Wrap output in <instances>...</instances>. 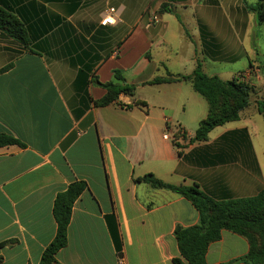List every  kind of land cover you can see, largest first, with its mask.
<instances>
[{
  "label": "crops",
  "instance_id": "obj_1",
  "mask_svg": "<svg viewBox=\"0 0 264 264\" xmlns=\"http://www.w3.org/2000/svg\"><path fill=\"white\" fill-rule=\"evenodd\" d=\"M0 9L26 31L25 45L0 32V134L23 145L0 147V264H40L56 235L54 200L73 183L86 189L73 205L58 264L181 260L174 229L196 225L198 212L174 193L135 182L145 175L195 186L215 201L264 189L257 108L264 0H0ZM109 9L116 25L101 26ZM150 15L158 23L146 28ZM197 64L223 81L241 76L253 96L239 121L202 143L191 141L208 106L191 84L149 85L168 74L189 76ZM94 81L132 85L134 95L94 107L105 95ZM167 129L185 140L174 144ZM248 248L222 231L206 264H229Z\"/></svg>",
  "mask_w": 264,
  "mask_h": 264
},
{
  "label": "trees",
  "instance_id": "obj_2",
  "mask_svg": "<svg viewBox=\"0 0 264 264\" xmlns=\"http://www.w3.org/2000/svg\"><path fill=\"white\" fill-rule=\"evenodd\" d=\"M255 10L259 19L263 18V5L259 4ZM167 11L162 6L161 12ZM0 32L6 34L18 43L26 44L24 27L8 12L0 9ZM264 78V66L260 68ZM116 81L124 82L118 71H113ZM241 76L223 81L216 76L205 75L201 66L197 64L194 72L189 76H172L155 78L149 85L168 84L178 81L189 82L194 92L200 95L207 103L208 113L195 131L192 143H202L215 128L227 123L237 122L241 113L250 106L252 89L242 81ZM105 91L100 100L94 101V107H105L115 103L123 95L133 96L135 88L132 85H119L113 82L101 84L93 82ZM137 106L146 107L143 102ZM258 112L264 119V98L257 103ZM178 131L173 132L174 139ZM176 140H173L175 144ZM23 146L16 139L0 134V147ZM137 183H144L156 190H165L174 193L188 201L198 212L196 225L183 228L176 226L174 237L177 242L180 259H174L173 264H206L205 256L208 247L221 239L222 231H228L243 238L248 244V253L229 264H264V189L256 196L245 199L215 201L205 195L197 187H175L165 184L153 175L148 174L135 179ZM86 184L77 182L71 184L66 191L56 196L53 204V218L56 223V235L50 245L43 251L40 264H58L55 256L66 246L67 228L71 219L74 203L85 191Z\"/></svg>",
  "mask_w": 264,
  "mask_h": 264
},
{
  "label": "built area",
  "instance_id": "obj_3",
  "mask_svg": "<svg viewBox=\"0 0 264 264\" xmlns=\"http://www.w3.org/2000/svg\"><path fill=\"white\" fill-rule=\"evenodd\" d=\"M158 23V19L155 15H150L147 18L146 28H150ZM101 26H115L116 25V11L114 9H109L107 13L104 15L103 19L100 22ZM168 123V122H166ZM166 137L170 140H178V141H184L185 140V134L181 130L178 131V135L176 136V139H174L172 132L167 129Z\"/></svg>",
  "mask_w": 264,
  "mask_h": 264
},
{
  "label": "rangeland",
  "instance_id": "obj_4",
  "mask_svg": "<svg viewBox=\"0 0 264 264\" xmlns=\"http://www.w3.org/2000/svg\"><path fill=\"white\" fill-rule=\"evenodd\" d=\"M252 94H251V97H250V99H252ZM256 121H257V124L260 126V124H261V126H263V119L260 117L259 118V120H258V118L256 117ZM262 128V127H261Z\"/></svg>",
  "mask_w": 264,
  "mask_h": 264
}]
</instances>
